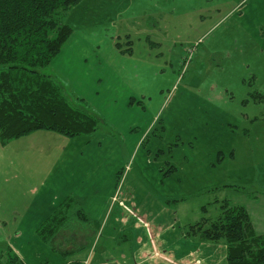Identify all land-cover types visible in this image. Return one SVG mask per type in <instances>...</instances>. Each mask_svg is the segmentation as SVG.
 Returning a JSON list of instances; mask_svg holds the SVG:
<instances>
[{
	"label": "rangeland",
	"instance_id": "rangeland-1",
	"mask_svg": "<svg viewBox=\"0 0 264 264\" xmlns=\"http://www.w3.org/2000/svg\"><path fill=\"white\" fill-rule=\"evenodd\" d=\"M59 19L72 35L39 70L100 123L0 144V264L150 246L145 264H227L225 239L192 225L230 200L264 233V0H80ZM68 197L90 220L44 241Z\"/></svg>",
	"mask_w": 264,
	"mask_h": 264
},
{
	"label": "trees",
	"instance_id": "trees-1",
	"mask_svg": "<svg viewBox=\"0 0 264 264\" xmlns=\"http://www.w3.org/2000/svg\"><path fill=\"white\" fill-rule=\"evenodd\" d=\"M79 1L0 0L2 145L41 130L75 137L98 129L100 119L84 99L78 97L81 105L75 103L54 77L39 70L52 61L72 35V27L59 18ZM76 202L66 198L45 219L38 229L44 241H52L68 229L72 219L90 220ZM73 206L79 209L73 211ZM197 223L192 225L193 229L197 226L194 233L201 229V235L207 239H225L227 264H264V233L257 232L244 205L226 200L217 219L204 218ZM17 259L14 252L12 262ZM67 264L83 262L77 259Z\"/></svg>",
	"mask_w": 264,
	"mask_h": 264
},
{
	"label": "crops",
	"instance_id": "crops-1",
	"mask_svg": "<svg viewBox=\"0 0 264 264\" xmlns=\"http://www.w3.org/2000/svg\"><path fill=\"white\" fill-rule=\"evenodd\" d=\"M43 132L44 131H42V130L41 131H36V132L31 133L29 135H32V134L36 135L37 133H43ZM29 135H26V136H29ZM37 135H39V134H37ZM40 135H43V134H40ZM18 139H20V138H18ZM59 141L61 142V139ZM2 146L6 147V145H2ZM3 158H4V155L0 156V160H3ZM6 166L10 167L8 165V163H6ZM145 245H147V244H145ZM154 250L155 249L151 248V246H150V248L148 250L141 249V250L135 252L134 256L132 258L131 257L128 258L127 255H122V257H118V259H115V260L114 259H106V258L101 259V257H99L100 261H97L96 264H145V263L150 262L153 259H156L159 256L158 251L155 252ZM15 251L17 252L18 257H19V253H18L19 251L18 250H15ZM154 256H155V258H154ZM194 257H196V255H194ZM194 257H191V258L194 259ZM197 258H200V257H197ZM74 260H77V259H73V261ZM79 260L84 261L85 259L82 258V259H79ZM186 260L188 262L191 261L189 258H186ZM89 261H88V264H89ZM207 262H208V260L206 258H203L202 263L203 264H208Z\"/></svg>",
	"mask_w": 264,
	"mask_h": 264
},
{
	"label": "built area",
	"instance_id": "built-area-1",
	"mask_svg": "<svg viewBox=\"0 0 264 264\" xmlns=\"http://www.w3.org/2000/svg\"><path fill=\"white\" fill-rule=\"evenodd\" d=\"M85 264H87V262H85Z\"/></svg>",
	"mask_w": 264,
	"mask_h": 264
}]
</instances>
